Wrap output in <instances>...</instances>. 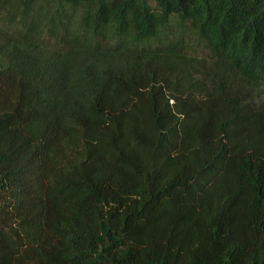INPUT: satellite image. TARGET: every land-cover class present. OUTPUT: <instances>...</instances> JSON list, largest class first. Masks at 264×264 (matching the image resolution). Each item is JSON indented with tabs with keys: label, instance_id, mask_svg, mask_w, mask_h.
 Instances as JSON below:
<instances>
[{
	"label": "trees",
	"instance_id": "1",
	"mask_svg": "<svg viewBox=\"0 0 264 264\" xmlns=\"http://www.w3.org/2000/svg\"><path fill=\"white\" fill-rule=\"evenodd\" d=\"M0 264H264V0H0Z\"/></svg>",
	"mask_w": 264,
	"mask_h": 264
},
{
	"label": "rangeland",
	"instance_id": "2",
	"mask_svg": "<svg viewBox=\"0 0 264 264\" xmlns=\"http://www.w3.org/2000/svg\"><path fill=\"white\" fill-rule=\"evenodd\" d=\"M197 57H202V58H206L207 55H206V52H204L203 50H197Z\"/></svg>",
	"mask_w": 264,
	"mask_h": 264
}]
</instances>
